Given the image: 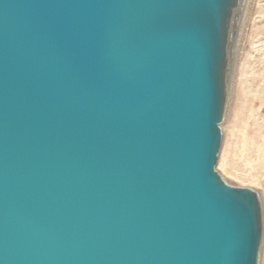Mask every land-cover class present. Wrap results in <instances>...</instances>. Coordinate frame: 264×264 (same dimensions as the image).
<instances>
[{
    "label": "water",
    "instance_id": "95a60500",
    "mask_svg": "<svg viewBox=\"0 0 264 264\" xmlns=\"http://www.w3.org/2000/svg\"><path fill=\"white\" fill-rule=\"evenodd\" d=\"M242 1L0 0V264H258L215 170Z\"/></svg>",
    "mask_w": 264,
    "mask_h": 264
},
{
    "label": "rangeland",
    "instance_id": "374dc122",
    "mask_svg": "<svg viewBox=\"0 0 264 264\" xmlns=\"http://www.w3.org/2000/svg\"><path fill=\"white\" fill-rule=\"evenodd\" d=\"M230 46V72L216 172L262 205L258 264H264V0H243Z\"/></svg>",
    "mask_w": 264,
    "mask_h": 264
},
{
    "label": "snow or ice",
    "instance_id": "6c2138e0",
    "mask_svg": "<svg viewBox=\"0 0 264 264\" xmlns=\"http://www.w3.org/2000/svg\"><path fill=\"white\" fill-rule=\"evenodd\" d=\"M205 72L207 77L208 86L212 87V68L210 52L205 51ZM240 248L242 250V240L239 238Z\"/></svg>",
    "mask_w": 264,
    "mask_h": 264
},
{
    "label": "bare ground",
    "instance_id": "6f19581e",
    "mask_svg": "<svg viewBox=\"0 0 264 264\" xmlns=\"http://www.w3.org/2000/svg\"><path fill=\"white\" fill-rule=\"evenodd\" d=\"M237 20H238V18H237ZM237 20H236V27H237V22H238Z\"/></svg>",
    "mask_w": 264,
    "mask_h": 264
}]
</instances>
